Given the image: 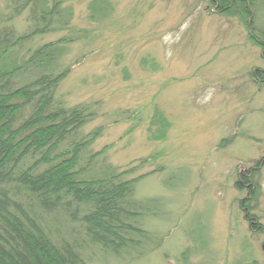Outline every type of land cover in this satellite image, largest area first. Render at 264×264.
<instances>
[{
	"label": "rangeland",
	"instance_id": "1",
	"mask_svg": "<svg viewBox=\"0 0 264 264\" xmlns=\"http://www.w3.org/2000/svg\"><path fill=\"white\" fill-rule=\"evenodd\" d=\"M61 1L87 33L67 45L58 93L68 106L98 104L85 126L100 128L93 149L128 177L147 175L141 197H161L147 221L160 246L140 263L264 264V165L251 192L236 184L264 156V87L251 75L264 53L248 17L218 14L211 0H100L105 16L93 0ZM247 201L263 229L245 220Z\"/></svg>",
	"mask_w": 264,
	"mask_h": 264
},
{
	"label": "trees",
	"instance_id": "2",
	"mask_svg": "<svg viewBox=\"0 0 264 264\" xmlns=\"http://www.w3.org/2000/svg\"><path fill=\"white\" fill-rule=\"evenodd\" d=\"M211 2L218 14L248 17L249 38L264 53V0ZM100 3L93 0L91 10L105 16L109 6ZM24 14L26 25H19ZM71 22L61 0L0 4V264L101 258L141 264L160 246L147 221L158 216L161 197L137 194L147 175L128 177L133 169L118 171L104 150L93 149L100 128L85 132V126L97 116V103L68 106L58 93L72 67L64 59L67 45L87 33ZM62 32L55 41L36 42ZM251 75L264 87V67ZM263 165L264 156L240 174L237 186L251 192ZM244 203L250 227L263 229Z\"/></svg>",
	"mask_w": 264,
	"mask_h": 264
}]
</instances>
